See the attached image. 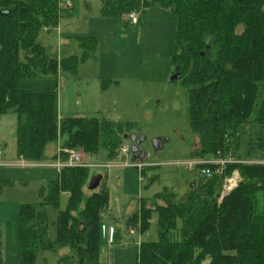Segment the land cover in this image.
<instances>
[{
    "label": "trees",
    "instance_id": "trees-1",
    "mask_svg": "<svg viewBox=\"0 0 264 264\" xmlns=\"http://www.w3.org/2000/svg\"><path fill=\"white\" fill-rule=\"evenodd\" d=\"M105 2L118 4L120 14L133 10L144 14L151 5L175 14L178 29L173 75L178 70L179 81L188 91L190 124L200 142L193 157L239 162L227 165L220 176L203 178L201 193L191 194L186 203L158 207L160 239L141 244L138 264L147 256L157 260L156 264H200L206 256L222 258L228 264H243V259L264 264V165L248 163L249 157L244 159L240 153L245 127L252 123L264 129V0ZM19 4L20 0H0V116H17L18 156L44 162L47 147L62 140L64 149H82L89 155L98 154L104 146L108 159H114L122 147L121 139L128 135L122 132L127 124L65 117L58 126L56 88L36 93L21 85L23 80L57 74L56 59H43L38 39L43 22L57 27L59 17L46 0ZM61 67L74 70L76 58L63 60ZM235 171L243 182L218 204L224 180ZM91 175V168H65L56 181L41 188L37 206L20 207L18 264H37L41 252L62 249H68L69 254L59 257L58 264H100L103 221L109 218L116 223V219L110 215V194L103 180L99 191L86 195ZM7 185L8 181H0V192ZM195 188L196 183L191 189ZM48 207L58 211L54 241L47 238ZM152 213L143 209L129 217L127 225L137 228V222H142L140 231L145 232ZM178 219L185 225L183 240L173 243L166 235Z\"/></svg>",
    "mask_w": 264,
    "mask_h": 264
},
{
    "label": "rangeland",
    "instance_id": "rangeland-1",
    "mask_svg": "<svg viewBox=\"0 0 264 264\" xmlns=\"http://www.w3.org/2000/svg\"><path fill=\"white\" fill-rule=\"evenodd\" d=\"M26 1L20 0L19 5ZM46 2L57 10L59 22L57 27H51L44 21L39 28L38 41L45 53L43 59H56L57 74L23 80L21 85L36 93L56 88L58 126L65 117L99 118L127 124L122 127L124 134L145 137L139 147L145 156L144 161L140 158L133 161L131 152L122 155L119 151L114 159H108L104 146L96 155H89L82 149H70L79 153L91 167L92 175L103 177L109 190V212L116 223L108 218L103 224H106L107 232L110 228L114 229V241L108 239V234L107 237L102 235V239L100 236V264H138L141 244L160 239L155 212L158 207L186 203L191 194L201 193L199 185L204 180L198 168L189 170L186 166L195 159L193 150L200 148L199 139L190 124L188 91L179 80L169 83L175 72L178 20L170 10L152 5L144 10V14L140 13L142 10L120 14L118 4L106 3L105 0ZM131 14L139 17V24L131 23ZM23 55H20L22 62L25 61ZM72 57L76 58V68L62 70V61ZM16 126L15 114L0 116L2 163L22 162L17 153ZM117 134L121 136L123 133ZM121 140L120 147L128 146L131 150L130 140ZM155 140L161 141L158 149L154 146ZM60 141L48 146L45 161H49L54 152L57 158L59 151L66 150L62 147L63 141ZM240 144L244 159L249 157L251 162L264 161L262 127L252 123L247 125ZM201 160L214 158L207 156ZM135 164L143 167L133 166ZM0 173V181H8L0 192L3 264H18L20 207L37 206L41 202V188L56 181L58 171L48 167H3ZM239 175L241 183L243 179ZM194 183L197 188L193 190ZM85 192L90 196L94 191L86 187ZM231 193L233 191L224 190L223 183L218 204ZM259 199L263 206L262 195ZM65 205L66 196H63L61 208L64 209ZM143 209L153 212L145 232L140 231L142 222H137V228L127 225L129 217L140 214ZM46 212L49 224L47 238L54 241L58 211L48 207ZM173 228L168 230L167 240L182 242L184 221L178 219ZM67 254L68 249L41 252L37 264H58L59 257ZM246 254L243 257L246 258ZM156 261L147 256L142 259V264H156ZM243 261V264H249L246 259ZM219 263L228 264L222 258L215 260L210 256L200 262Z\"/></svg>",
    "mask_w": 264,
    "mask_h": 264
},
{
    "label": "built area",
    "instance_id": "built-area-1",
    "mask_svg": "<svg viewBox=\"0 0 264 264\" xmlns=\"http://www.w3.org/2000/svg\"><path fill=\"white\" fill-rule=\"evenodd\" d=\"M130 21L133 25L139 24V17L136 14H131ZM130 148L128 146H122L120 148V153L122 155H128L130 154ZM62 156L64 158L62 159ZM239 163L237 161H234L232 159H215L210 161H205L201 159H194L193 161L186 164V166L189 168V170H193L194 168H198L201 176L204 179H212L216 175H222L224 173V170L227 165L229 164H235ZM248 163H257V164H263V162H248ZM133 166L142 168L143 165L135 164ZM210 166L215 167V169H211ZM3 167H16V168H28V167H48V168H54L59 173L65 169V168H91L89 165H87L82 159L79 153L73 150H62L59 151L58 157L55 159L54 162H47L43 164H31L25 161H22L18 164H3L1 162V155H0V168ZM240 183V175L238 171H235L232 176L228 177L224 181V190L228 192L234 191ZM114 231L113 228H110V231L107 232L106 226L102 227V234L105 237L108 234V239L113 242L114 240ZM107 237V236H106Z\"/></svg>",
    "mask_w": 264,
    "mask_h": 264
},
{
    "label": "water",
    "instance_id": "water-1",
    "mask_svg": "<svg viewBox=\"0 0 264 264\" xmlns=\"http://www.w3.org/2000/svg\"><path fill=\"white\" fill-rule=\"evenodd\" d=\"M179 79H180V74L177 70L176 73L170 77L169 83H173L174 81H178ZM124 138L130 140V142L132 143L130 151H131V154L133 155V161L135 160L136 155H137V158H140L142 161H144L145 156L139 147H140V144L143 141H145V137H137L136 134H130V135H126ZM167 141L169 140H166V142ZM160 143H161L160 140L154 141V146L156 149L160 147ZM102 180H103V177L98 174L91 175L90 180L87 184V189L90 191H95L99 189L101 186ZM194 185L195 183L192 185V187Z\"/></svg>",
    "mask_w": 264,
    "mask_h": 264
},
{
    "label": "crops",
    "instance_id": "crops-1",
    "mask_svg": "<svg viewBox=\"0 0 264 264\" xmlns=\"http://www.w3.org/2000/svg\"><path fill=\"white\" fill-rule=\"evenodd\" d=\"M48 148V147H47ZM46 152H47V149H46ZM45 152V156H47V153ZM55 155H56V152H54L50 157H49V161H44V162H50V161H52V160H54L53 158L55 157ZM48 157V156H47ZM18 158L21 160V161H25L24 159H22V158H20L19 156H18ZM25 162H29V161H25ZM29 163H31V162H29ZM33 163H43V162H33ZM3 164H5V163H3ZM5 165H7V164H5ZM57 174H59V172L57 173ZM0 175H1V173H0ZM57 179H58V176H57ZM56 179V180H57ZM105 226H106V224H104Z\"/></svg>",
    "mask_w": 264,
    "mask_h": 264
},
{
    "label": "flooded vegetation",
    "instance_id": "flooded-vegetation-1",
    "mask_svg": "<svg viewBox=\"0 0 264 264\" xmlns=\"http://www.w3.org/2000/svg\"><path fill=\"white\" fill-rule=\"evenodd\" d=\"M135 159H137V155L135 156Z\"/></svg>",
    "mask_w": 264,
    "mask_h": 264
}]
</instances>
